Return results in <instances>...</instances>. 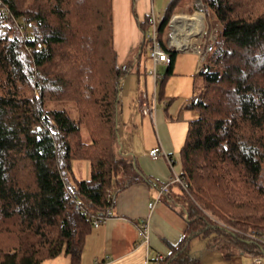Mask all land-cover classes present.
Segmentation results:
<instances>
[{
	"label": "trees",
	"instance_id": "16d2710c",
	"mask_svg": "<svg viewBox=\"0 0 264 264\" xmlns=\"http://www.w3.org/2000/svg\"><path fill=\"white\" fill-rule=\"evenodd\" d=\"M194 1L170 0L158 22L169 54L159 88L177 52L164 43L168 19ZM201 2L215 38L180 148L188 193L175 183L161 197L186 225L150 264H200L189 246L204 236L209 249L230 244L233 252L264 254L263 243L243 235L264 234V0ZM137 25L145 33L148 15ZM148 49L145 35L131 64L117 63L112 0H0V264L62 254L66 264H80L92 221L112 215L116 194L152 184L120 149L116 119L120 82L145 73L138 64ZM65 101L75 119L55 107ZM74 161L88 163V178L75 176Z\"/></svg>",
	"mask_w": 264,
	"mask_h": 264
},
{
	"label": "crops",
	"instance_id": "0c3cea01",
	"mask_svg": "<svg viewBox=\"0 0 264 264\" xmlns=\"http://www.w3.org/2000/svg\"><path fill=\"white\" fill-rule=\"evenodd\" d=\"M137 1L138 11L134 14L132 0H112L113 46L117 63H121L129 55L130 48L147 36L137 22L143 21L151 11L160 19L170 0ZM181 9L187 14L192 11L190 6ZM147 60L152 63L149 57ZM167 65L156 64V82L149 72L151 67L145 65V73L136 75L137 84L132 89L127 78L133 73H127L121 81L127 88V107L124 109L118 102L117 125L130 128L126 152L132 153L134 162L152 184L135 182L116 194L112 215L93 227L85 237L80 264H150L151 257L166 255L169 252L168 244H175L183 234L186 225L184 218L161 199L163 194L157 196L156 184L167 180L174 173H180V148L187 124L197 116V111L188 104L194 94V83H199L197 74L202 61L193 51H177L171 73L158 88ZM147 75H151L153 82L150 91L145 83ZM120 97L119 91V101ZM151 106L154 107L151 116L143 113L144 107ZM124 110L126 119L119 123V115ZM118 135L119 146L123 151L122 136ZM154 147H158L163 154L150 156L149 150ZM165 156L172 159L171 164ZM81 167L85 171L84 178H88V163L85 162ZM137 221L143 225L142 229L136 224ZM196 238L190 242L189 254ZM199 252L194 257L199 259L200 264H252L253 261V256L248 253L234 251L224 256L219 249H209L207 244L202 245ZM66 263L63 261L61 264Z\"/></svg>",
	"mask_w": 264,
	"mask_h": 264
},
{
	"label": "built area",
	"instance_id": "2783aa9c",
	"mask_svg": "<svg viewBox=\"0 0 264 264\" xmlns=\"http://www.w3.org/2000/svg\"><path fill=\"white\" fill-rule=\"evenodd\" d=\"M197 15L199 22L197 23L196 18H189L187 20H181L179 16H173L166 27V33L164 35V43L169 48L176 51L190 50L193 51L201 61H203L213 46L214 38L212 34H208V24L205 19V12L202 6L198 5V9L193 10V13L188 16ZM186 16V15H185ZM149 21V32L147 33L146 39L149 41L148 57L152 61V68L149 72L153 75L154 82L158 76L156 70L157 63H169V54L164 50L158 38V17L151 11L148 14ZM198 27V28H197ZM166 36V37H165ZM154 107H144L143 113H149L152 115ZM163 154L158 147L151 148L149 155L157 157ZM169 163H172V159L169 156H165ZM179 184L183 190H188V183L180 175V173H174L167 180L159 183L157 188V196L167 192L172 184ZM152 203H149L151 205ZM106 217L95 218L92 223L94 227H97L100 223L105 220ZM243 234V233H242ZM243 235L249 240L260 242L264 244V234H260L253 230H250ZM163 256H159L162 258ZM252 264H264V259L260 255L253 256Z\"/></svg>",
	"mask_w": 264,
	"mask_h": 264
},
{
	"label": "rangeland",
	"instance_id": "374dc122",
	"mask_svg": "<svg viewBox=\"0 0 264 264\" xmlns=\"http://www.w3.org/2000/svg\"><path fill=\"white\" fill-rule=\"evenodd\" d=\"M198 5L202 6V8H203V10L205 12V19H206V17L208 15H206V10H205L204 5L201 2V0H195L193 3H191L189 5L190 8H191V10H192L191 13H189V14L191 15L193 13V10L198 9ZM138 6H139V1L132 0L131 9H132V11H133L134 14H137L136 12L138 11ZM189 14H187V12H184L183 9H181V10L179 9V11L177 13H174V14H171L170 15V18L168 19V22H169V20L173 16H175V17L176 16H179V17H181L180 19L181 20H184V21L187 20V19H189V18H191V17L196 18V20H199L198 16L195 15V13L192 16H188ZM208 19H210V18L208 17ZM158 20H160V19L158 18ZM206 23H207V20H206ZM149 30L150 29L148 28L145 31L144 34H147L149 32ZM208 34H212V33H210L209 30H208ZM213 34H212V36H213V38H215ZM141 41H142V39H141ZM139 45H140V43L138 42L134 46V48L131 47L130 50H129V52H128L129 55H127L126 58L121 63H119V64H123V63L124 64H127V65L131 64V61H133L134 54L139 49ZM145 62H146V64H145ZM138 65L140 66V68L143 69L144 65L146 67L149 66V67L152 68V65L153 64L149 60L145 61V59H143L142 62H140V64H138ZM134 69H136V68L134 67ZM131 73H133L134 75L131 74L130 77L127 78V81L129 83H131L129 87L132 89L133 86L137 84V77H136L137 74H136L135 71H131ZM130 80H132L133 82H130ZM145 83H146V86H147L148 91H150L152 89V85H153L151 75H147L146 76ZM120 92H121V97H120L119 105L121 106V104H122L123 108L125 109L127 107V99L125 98L126 97L125 93L127 92V88H126V85L123 86V84L121 82H120ZM55 107L56 108L64 107L68 111V113H69V115H70L71 118H73V119L76 118L75 107H74V105L71 102H68V101H65V102H56L55 103ZM125 119H126V112L124 110V113H121L119 115V123H121ZM123 126H122V124H119L118 125V133L121 134V136H122V140L121 141H122V143L124 145L123 151L126 152L128 150V148H129V146H128V140H129V130H130V128H128V126H124V127ZM127 128H128V130H126ZM80 130H81V135H82L83 140L84 141H88V136L86 134L85 128L81 126V129ZM84 163L85 162L74 161L73 164H72L73 165L74 174H75V176L77 178H79V177H83L84 178L85 171L81 167L82 164H84ZM125 170H128V169H125ZM126 175H129V174H126ZM185 192L188 193V190L185 191ZM207 241H208V237H206V236H204V237H197L193 241V243H192V247H191V250H190V254L193 255V256L198 255L200 253L199 250L201 249V246L202 245H205ZM233 247L234 246L228 244V245L223 246L222 247V250L225 253H231V252H233L232 251L233 250ZM222 250H219V251L222 253ZM263 259H264V256H263ZM67 260H68V257L65 256L64 254H62V255L58 256L57 258H55V259H50V260L43 261L41 264H61V263H63V261L67 262Z\"/></svg>",
	"mask_w": 264,
	"mask_h": 264
},
{
	"label": "bare ground",
	"instance_id": "6f19581e",
	"mask_svg": "<svg viewBox=\"0 0 264 264\" xmlns=\"http://www.w3.org/2000/svg\"><path fill=\"white\" fill-rule=\"evenodd\" d=\"M197 21V23L199 22V20H196ZM198 28V27H197Z\"/></svg>",
	"mask_w": 264,
	"mask_h": 264
}]
</instances>
